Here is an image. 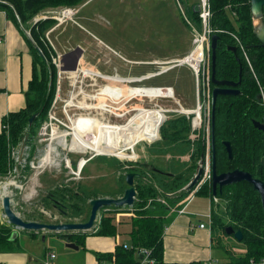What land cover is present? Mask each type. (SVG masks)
<instances>
[{
    "label": "trees",
    "instance_id": "obj_1",
    "mask_svg": "<svg viewBox=\"0 0 264 264\" xmlns=\"http://www.w3.org/2000/svg\"><path fill=\"white\" fill-rule=\"evenodd\" d=\"M90 1L93 0H0V10L6 11L10 19L20 29L23 28L22 25L29 27L30 37L27 34L24 35L34 54L33 77L25 92L26 106L18 111L9 112L2 119L0 180L8 177L11 169L15 167L20 170L17 175L22 178L20 180L22 183L30 173H34L30 165L36 153L34 140L38 137L41 126L48 121L49 109L55 98L58 71L54 58L57 56V52L48 40L47 32L58 21L53 17L37 19L35 22L33 19L48 7H78ZM196 3L188 0L185 3V13L199 28H202L199 14L194 10ZM210 5L213 34L219 35L216 78L232 81H239L241 78V83L238 86L241 91L239 95L224 94L217 98L214 132L216 169L218 173H222L240 168L252 173L254 177L264 180V131L254 125L255 121L264 122V47L254 32L256 19L251 10V0H210ZM233 35H236L241 43H238ZM232 46L237 47L236 52L228 49ZM154 86L166 85L154 84ZM210 87L211 91L215 87L212 82ZM34 114L37 116L33 123H30V117ZM174 115H176L175 118L168 119L161 126L163 143L160 145V151H154L152 148L151 152L156 155V159H162V157H166L164 159L167 160L174 159V165L161 168L153 161L117 162L121 173L120 179L125 177L126 180L128 172H135L142 176L136 177L135 204L131 209L128 208L130 206L123 208L111 206L109 209L111 212H101L97 220L98 228L94 233L115 236L118 232V223H121V221H117V214L133 211L131 229L128 233L131 245L124 247L123 244H120L114 252H96L99 261L109 260L114 264H209L204 261L167 262L164 259L163 238L166 227L164 220L170 207L163 202L154 201V198L159 196L161 189L169 192L184 187L183 193L186 192V186L195 175L199 162L202 159H205L206 162L208 153H211L210 156H212V146L209 147L206 140L199 138L196 143L197 148L195 147L190 153L189 160L176 159L192 149L190 134L194 114H191L190 117ZM198 118H200L199 114L196 118L197 121L200 120ZM162 120L163 118L160 117L159 123ZM152 123H154L153 119L150 121V124ZM210 128L212 145L211 118ZM149 133L150 136L145 140L152 142L158 138L159 129L149 128ZM26 134H29L27 148L30 155L25 161V166H22L15 162L12 153L13 149L20 148ZM198 134L199 126L194 131V135ZM226 140L232 144L233 158L229 157L224 144ZM135 142L132 140L129 145ZM136 156L135 152L127 153L126 151L122 155L124 158H135ZM155 172L160 173L161 176L157 180L151 181L149 176L154 175ZM198 186L200 187L196 193L211 197L214 201L213 231L220 229L225 236L226 227L232 226L236 231L243 232L244 237L240 244L244 245V250L240 251L238 255L230 256L227 264H250L252 258L255 260L264 258V207L261 195L254 189L253 184L241 181L225 186L222 194L218 193L216 202L208 172L203 174L195 187ZM87 187L83 186L77 197L74 193V197L79 200L75 204L78 217L90 214L91 199L105 195L119 197L118 195L124 194L128 185L125 184L121 192L115 194L102 193V191L94 193ZM195 187L189 191L191 192ZM178 202L170 201L174 204ZM3 223L0 221V246L16 244L18 238H14L12 225L6 221ZM59 237L84 245L86 234L82 232L60 233ZM213 238L216 241L214 235ZM216 244L223 245L220 244V241L215 242V246ZM223 249L227 251L225 246ZM140 250L147 251L153 262H143L145 255Z\"/></svg>",
    "mask_w": 264,
    "mask_h": 264
},
{
    "label": "rangeland",
    "instance_id": "obj_2",
    "mask_svg": "<svg viewBox=\"0 0 264 264\" xmlns=\"http://www.w3.org/2000/svg\"><path fill=\"white\" fill-rule=\"evenodd\" d=\"M198 1L192 0V2ZM179 2L183 6V10L180 8L178 0H93L76 7L78 11L71 18L63 14L65 7H48L43 9L33 19L35 22L45 16L61 18H56L58 23L54 26L55 30L53 29L54 31L47 33V35L50 43H54L53 47L57 52V56L54 58L58 71L54 100L56 99L58 88H60V94L57 105L54 108V115L65 122V124H58L59 128L55 129V133L58 136L60 134L61 138L56 140V144L52 143L50 148H56L58 154L51 157L52 161L50 163L52 164H49L46 168L47 170L51 168H53V171L56 170L60 174V180L63 179L64 181L70 177V173H68L70 169L75 170L78 173L75 176L80 178L84 175L83 170L84 166H86L85 173L89 170L93 172L91 174L93 177L85 180L87 184L85 186H89L87 188H90L94 193L102 191V193L115 194L121 192L122 188L127 184L125 177L124 179L119 178L121 173L118 169V161L122 163L126 161L134 163L137 161H153L161 168L167 165H174V159H164L166 157L156 159V155L151 153L152 148H154V151L159 152L160 145L163 143L161 124L166 119L175 118L176 115L174 114L190 117L191 114L184 113L181 110H187V112L194 110L198 107V103L203 106L199 134L197 136L194 135L195 126L192 122V132L190 134L192 149L176 159L189 160L190 153L195 147L197 148L196 143H198L199 138L206 140L207 145L211 146L209 136L211 130V95L209 96L207 91L206 96H204L203 87L201 86V96L200 98L198 97L195 76L191 74L186 65L171 67L174 66L173 62L170 64L161 62V60L182 58L192 47L191 27L184 18L185 3L188 0H179ZM188 18L193 22L189 16ZM256 22L258 21L256 20ZM76 23L79 24L76 25ZM24 26L27 27L26 25ZM27 32L30 34V31L27 30ZM71 53L73 55L66 56V58L62 57ZM85 69L98 70L108 76V81L98 80V84H106L105 87H102L104 89L98 91V85H92L93 80L88 76H84V74L90 73L85 71ZM166 69L168 73L161 75ZM207 69L211 70V57L209 58ZM81 70L85 71V73L81 72ZM158 72H160L159 75L154 77ZM137 78H142V80L120 81ZM115 82L121 95L108 96L111 94L112 86ZM166 82L173 83L177 93L171 86L166 89L154 86L156 83L165 84ZM122 88L126 91H123ZM103 91V94L107 96L100 93ZM136 108L146 111L149 114L148 120L144 130L137 135H130L126 142L116 143L110 149L100 148L99 143L92 141L89 135L83 133L82 136L80 135L79 140L82 144L88 145V149L78 152L71 149L76 131L82 132L85 128L92 125L103 127L126 125L138 113ZM162 109H168V111L165 112ZM160 117L163 120L159 123ZM204 118L206 121L205 125H203ZM152 119L154 123L150 124ZM149 128L159 129L158 138L152 142L145 140L146 137L150 136ZM51 133V128H49L48 135L45 138L50 137ZM45 138L41 140L38 134V137L34 140L36 146L35 155L38 157L43 158L47 155L49 140ZM132 140L136 141L132 144L133 146L129 145ZM130 146L132 147L126 152H135L137 156L135 158L122 157L123 152H125L121 151L122 148ZM24 157L25 154L23 159ZM77 159L78 166L76 165ZM90 160L92 161L88 163ZM15 162L20 163V161ZM104 162L105 165H102ZM23 163H21L22 166H25ZM82 165L84 166L82 167ZM98 166L104 167L99 169ZM77 167L78 169H76ZM31 169L34 168L31 167ZM11 171L13 174H11L10 178L6 177L0 180V187L6 185L5 192L13 190L14 186H16L15 184L8 186L7 183L9 181L13 180L15 183H21V177L17 175L20 170L16 172V169L12 168ZM33 176H35L34 173ZM160 176V173L155 172L149 178L154 181ZM29 184V187L35 186L32 180ZM196 189L197 187L192 191ZM184 190V187L180 190L169 192L161 189L159 196L154 198V201H165L163 203L167 206L177 207L179 202L174 204L170 203V201L181 202L183 199L190 197L192 191L190 193L187 190L183 193ZM50 194L52 195L48 196L47 202H43L35 208L27 204L30 202L19 201L21 204L16 208V212L26 220H30L28 218L35 214V218L38 216L39 219L47 220V222H58V220L84 221L88 218L89 215L78 217V210L75 204L79 200L68 190L57 187L54 193ZM42 201H44L43 197H41L40 202ZM206 209L208 210V206ZM103 211L102 209L101 212ZM105 212H111V210H106ZM127 216L121 215L118 218L125 221L129 219ZM206 216L207 218L197 217L211 224L210 213ZM0 221L4 224L5 217L3 216L1 205ZM214 236L216 241L221 242L222 231L215 229ZM224 238L226 239L227 250L233 248V251L236 252L244 249V245L240 244L241 242L237 241L233 235L225 233ZM127 239L131 241L129 236H127ZM52 248L61 254L65 247L62 243H55ZM222 252L226 258L229 256L225 250L216 251L220 256Z\"/></svg>",
    "mask_w": 264,
    "mask_h": 264
},
{
    "label": "crops",
    "instance_id": "obj_3",
    "mask_svg": "<svg viewBox=\"0 0 264 264\" xmlns=\"http://www.w3.org/2000/svg\"><path fill=\"white\" fill-rule=\"evenodd\" d=\"M53 18L56 19L55 16ZM78 24L79 23H76V25ZM21 27L23 28L20 29L15 22L10 19L6 11L0 10V130L2 128V119L5 115L9 112L18 111L26 106L25 92L27 91L33 77L34 54L30 43L24 35L27 34L30 37V34L27 32V30L29 31V28L24 25ZM53 29L54 27L47 33L51 31L53 32L55 30ZM52 44L54 46L53 42ZM191 48L184 54V56L189 53ZM69 55L73 54H67L62 57L66 58V56ZM178 59L161 60V62H174ZM188 69L191 70L190 68ZM165 71L161 75L168 73V71ZM159 73L160 72L156 75L158 76ZM191 74H193L192 71ZM120 81L123 82L122 80ZM160 85H166L164 87L173 86L177 93L174 84L171 82H166L165 84ZM179 92L181 93V91ZM167 120L168 119L162 124ZM92 160L88 161V163ZM76 165L78 166V159ZM102 165H105V162L104 164L102 163ZM85 167L86 166H84L83 170L84 175L80 178L75 176L69 168L70 172L68 173H70V177L64 181L63 179L60 180V174L56 170L53 171V168L49 170L44 169L40 171L39 174L34 172L35 176H33V173H30L24 182V186L12 187L13 190L11 191L14 193V209L16 210L21 204L19 201H27L30 202L27 203L30 207H38L41 203L47 202L48 196H51L50 193L54 192L57 187L64 188L72 194L75 193L76 197L79 196L80 190H82L83 186L86 184L85 180L93 177V175H91L93 173L92 171L89 170L85 173ZM98 167L99 169H102L104 166ZM76 169H78V167ZM31 180L35 183V186L29 187ZM38 187L40 188L39 190ZM196 192L197 190L192 191V193L190 192L191 195L188 197V200L185 198L181 202L179 201L177 207L170 206V211L164 220L166 223L163 238L164 259L167 262L186 263L191 261H204L209 264H227L230 256L238 255V253L244 249H240L236 252L233 251V248L227 251L223 249L224 246L225 248L227 247L224 235L220 238V244H223V242L224 244L221 246L216 244L215 246L213 238L214 228L212 225V211L215 206L214 201L211 197L199 195ZM122 195L118 196L120 197ZM41 197H43L44 200L42 202H40ZM19 198L21 199L19 200ZM207 206L208 210L206 209ZM106 210L109 209H105L104 211ZM207 212L211 215V224L206 223L204 220L197 217L207 218ZM121 215H128L127 217L129 219L124 221L123 219L118 218ZM132 215L133 212H120L117 214V221H121V223H118V232L115 236L97 235L94 233L98 228V221H96L95 227L92 230L82 232L86 234L84 245L73 242L79 246L78 249L68 247L66 243L70 241H66L56 234L47 232L46 239L43 240V233L36 234L24 230L17 231V229L12 226L13 232L17 231V235L14 236V238H18V240L14 245L7 244L5 246L2 244L0 246V264H114L109 260L99 261L96 252H114L116 247L120 244H123L124 247H129L130 244L127 236L131 229ZM34 216L35 214L31 215L28 219L47 222V220L44 221L39 219L38 216H36V218ZM59 221L62 220H58V222ZM203 223L205 226L202 228L200 225ZM64 234L71 233L64 232ZM217 242L218 241H216V243ZM55 243H62L64 245L65 248L61 254L52 248V245H55ZM217 250H225L229 256L226 258L223 252L220 256L216 253ZM52 253L56 255L54 258H50V254Z\"/></svg>",
    "mask_w": 264,
    "mask_h": 264
},
{
    "label": "water",
    "instance_id": "obj_4",
    "mask_svg": "<svg viewBox=\"0 0 264 264\" xmlns=\"http://www.w3.org/2000/svg\"><path fill=\"white\" fill-rule=\"evenodd\" d=\"M264 0H251V10L258 21H255L254 32L257 38L260 41V44L264 47ZM195 12H199L200 8L198 5L194 7ZM219 35L213 34L211 37V81L214 84L212 90V99H211V119H212V157H211V182L213 188V195L217 196L218 193L222 194L223 188L228 185H232L241 181H247L253 184L254 189L258 191L261 195L263 207H264V180L254 177V175L248 171L236 168L231 171H226L218 173L216 169V152H215V117H216V103L219 95L231 94L239 95L241 93L238 86L241 83V78L239 81L232 80H220L216 78V57H217V47H218ZM229 50L236 52L237 47L232 46L228 47ZM37 114H34L30 117V123H33ZM254 125L264 131V122L255 121ZM29 134L25 135V138L19 149V160L23 159L25 149L27 148V141ZM224 144L227 148L230 158H233V148L230 141H224ZM205 160L202 159L201 163L197 167L196 173L193 176L192 180L186 186L187 190H191L195 187L201 180L205 168ZM136 177H142L140 174L135 172L126 173V183L128 187L125 189L124 194L120 197H110V196H100L90 200V214L86 221H60V222H43L38 220H26L22 218L14 209V199L10 194H5L2 198V208L3 212L7 218V223L12 225L18 230H24L30 233H43V240L46 239V233L56 234L59 236V233H74V232H86L90 231L95 227V223L98 219L99 214L102 209H110L111 206L116 208L133 206L135 204L137 190H136ZM4 187L0 188V191H4ZM17 231L13 232V235H17ZM228 235H233L237 241L243 240V232L241 230H235L232 226H228L225 229ZM66 245L70 248L78 249L79 246L73 242H67Z\"/></svg>",
    "mask_w": 264,
    "mask_h": 264
},
{
    "label": "built area",
    "instance_id": "obj_5",
    "mask_svg": "<svg viewBox=\"0 0 264 264\" xmlns=\"http://www.w3.org/2000/svg\"><path fill=\"white\" fill-rule=\"evenodd\" d=\"M178 3H179L180 8L183 10V6L179 2V0H178ZM195 5H198L200 8L198 14H199V17H200L201 22H202V28H199L196 24L191 22L189 20L188 16L186 15V13L184 12V14H185L184 18L186 19L187 23L191 27L190 30H191V34H192V48L189 51V53L186 54L184 57L173 62L174 66H171V67L186 65L188 68H190L192 70V72L195 76V80L197 82L198 97L200 98L201 86L203 87L204 96H206L207 91H208L209 96L212 95L211 94V87H210L211 70L207 69V65L209 62V58L211 57V37L214 33V30L211 26L212 11H211L210 0H199ZM77 11H78V8H76V7H65L63 14L65 15L67 13H70L71 14L70 18H71L73 15H75L77 13ZM45 17H47V16H45ZM57 19H61V18H57ZM233 36L236 38L238 43H241V41L239 40V38L236 35H233ZM168 63L170 64L171 62H168ZM171 67H169V68H171ZM85 71L90 72L89 74H84V76H88L93 80L92 85H98V89H97L98 91H101L102 89H104L102 87H105L106 84L105 83L98 84V80H107L108 81L107 75L103 74L102 72H100L98 70H93V69H85ZM85 71L81 70V72H84V73H85ZM141 80H142V78H137V79H133V80H122V81L123 82H127V81L132 82V81H141ZM159 88H161V87H159ZM166 88H170V87H166ZM166 88H164V89H166ZM97 93H99V92H97ZM100 93H102V95H105V94H103L104 91L100 92ZM59 94H60V88H58L56 99L52 103V107L49 111V119H48V121H46L41 126L39 133H38L41 137V140H44L45 136L48 135V129L51 128V131H52L51 136L48 138H45L46 140L47 139L49 140L47 155L44 156L43 158L35 155L34 159L30 162L31 167L36 169L35 173H37V174H39L40 171L46 169L49 164H52V163H50L52 161L51 157L56 156V154H58V150L56 148L52 147V149H51L50 147L52 146V143L56 144V140L58 138H61L60 136H58L55 133V129L59 128L58 124H61V125L65 124V122H63L56 115H54V113H55L54 108L56 107L57 101L59 100ZM198 102H199V100H198ZM202 108H203L202 104L198 103V107L194 110H189L188 112H187V110H181L182 112L187 113V114H194L192 122L195 126V129L197 126L200 125ZM162 110H164L165 112L168 111V109H162ZM198 114L200 117L198 119H200V120L197 121L196 118L198 117ZM203 123L205 125V123H206L205 118L203 119ZM59 142L61 143V141H59ZM26 151H27L26 153L24 152V154H25L24 159L19 160V149H17V150L13 149V153H12L13 158H15L16 161H20V164L22 162H24L23 164L25 165V161L30 155L28 148H26ZM76 152H78V151H76ZM27 153H28V155H27ZM26 155H27V157H26ZM200 163L201 162H199V164ZM79 168H80V166H79ZM204 168H205V172H208L209 178L211 179V156L209 153L207 154L206 162L204 163ZM15 169L17 172L18 171L17 167H15ZM72 171L75 175H78V173L75 170L72 169ZM205 172H204V174H205ZM11 174H13L12 171L10 172V175L8 176V178H10V176H12ZM7 184H8V186L15 184L16 186L22 187L24 183H22V182L21 183H15L12 180V181H9ZM199 187L200 186H198L196 190H198ZM0 188H2V187H0ZM4 188H6V187H4ZM5 194H10L12 197L14 195V193L11 190H8V192H5V189H4V191L1 190L0 191V205H1V207H2V198ZM214 199H215V201H218L217 196L214 197ZM163 202L165 203V201H163ZM168 207H170V206H168ZM2 211H3V208H2ZM3 216L5 217V221L7 222V218L4 214V212H3ZM99 216H100V214H99ZM200 226L203 228L205 226V224L203 223ZM140 252L144 253V255H145L143 262H147V261L153 262L152 258L149 256V253L147 251L140 250ZM55 256L56 255L53 253L50 254V258H54ZM250 264H264V258H262L260 260H255L254 258H252L250 260Z\"/></svg>",
    "mask_w": 264,
    "mask_h": 264
},
{
    "label": "bare ground",
    "instance_id": "obj_6",
    "mask_svg": "<svg viewBox=\"0 0 264 264\" xmlns=\"http://www.w3.org/2000/svg\"><path fill=\"white\" fill-rule=\"evenodd\" d=\"M70 15H71L70 13L65 14V16L68 17ZM118 90L119 88L117 87V83L115 82L112 86V92L108 96L121 95L120 91ZM122 90L126 91L124 90V88H122ZM136 110H138V113L132 119H130V121L126 125H122V126L110 125L108 127L92 125L91 127L85 128L82 132L76 131L74 133L71 149L74 151H86L88 149L89 146L82 144L79 140L80 135L82 136L83 133L89 135L92 141L96 142L97 144L99 143L100 148L110 149L116 143L126 142L129 139L130 135H137L138 133L143 131L145 124L147 123L148 120L149 114L146 111H142L137 108ZM132 146L122 148L121 151H126L130 149Z\"/></svg>",
    "mask_w": 264,
    "mask_h": 264
},
{
    "label": "flooded vegetation",
    "instance_id": "obj_7",
    "mask_svg": "<svg viewBox=\"0 0 264 264\" xmlns=\"http://www.w3.org/2000/svg\"><path fill=\"white\" fill-rule=\"evenodd\" d=\"M166 71H167V70H166ZM166 71H165V72H166ZM155 76H157V75H154V77H155ZM211 82H212V81H211V79H210V84H211ZM155 87L166 88V87H162V86H155ZM211 94H212V91H211ZM211 98H212V95H211ZM203 125H204V123H203ZM209 136H211V130H210ZM79 153H84V152H79ZM97 154H100V153H97ZM107 155H108V154H107ZM210 155H211V153H210ZM93 157H94V155H93ZM211 157H212V156H211ZM83 166H84V165H83ZM83 166H82V167H83ZM135 181H136V179H135Z\"/></svg>",
    "mask_w": 264,
    "mask_h": 264
}]
</instances>
